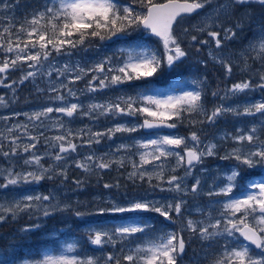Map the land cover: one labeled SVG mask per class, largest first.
Returning a JSON list of instances; mask_svg holds the SVG:
<instances>
[{
    "label": "snow or ice",
    "instance_id": "6c2138e0",
    "mask_svg": "<svg viewBox=\"0 0 264 264\" xmlns=\"http://www.w3.org/2000/svg\"><path fill=\"white\" fill-rule=\"evenodd\" d=\"M18 3L0 0V13L14 12ZM209 5L208 11L201 12ZM256 5L264 8V0H43L18 26L11 17L0 21V88L7 90L0 94V108L10 112L0 115V158L4 161L0 163V191L20 190L11 199L0 196V222L9 217L15 220L21 213L29 214V220H39L69 211L71 205L62 204L54 191L44 194L26 186L55 179L63 184L69 179L70 167L86 175L123 170L121 175L133 185H148L145 195L127 200L126 206L111 201V206L96 210L97 215L140 214L110 227L87 229L90 244L98 246L101 256L72 254L77 244L68 243L63 254H44L42 259L25 260L23 264H183L185 249L192 240L208 244L193 250V264L209 257V264H264V176L239 182L244 169H264V21L251 10ZM192 14L200 19L190 27H181ZM141 28L158 38L162 48L153 49L137 40L118 49V56H103L89 66L71 59L92 49L94 40L126 39ZM246 29L253 36L236 54L239 60H233L234 53L225 49L229 43L239 42L238 33ZM191 49L198 55L206 50L207 59L198 61L205 69L211 62L231 77L235 66L247 78L210 89L208 77L201 76L177 80L168 89L146 88L135 96L120 95L88 104L79 99L84 93L150 78L161 70L179 71ZM256 63L259 67L254 68ZM15 72L19 77L10 79V73ZM82 80L86 81L83 89L73 87ZM26 82L47 103L31 111H14L12 105L20 99L18 89ZM253 93H259L260 99H252ZM209 94L221 101L211 109L205 104ZM241 95L248 98L245 103H227ZM136 116L143 121L93 130L101 117ZM229 116L248 118L251 123L234 133L224 131L207 142L201 139L203 125L214 126ZM77 117H87L90 123L70 127L65 118ZM185 123L197 130L187 136L157 132L155 138L129 137L130 143H119L104 153L93 149L117 134L176 129ZM52 130L57 134H46ZM216 140L233 145L219 159L235 163L227 171L217 169L213 174L203 164L205 158L218 155ZM84 148L89 151H78ZM45 159L50 161L47 166ZM85 182L73 179L74 191ZM103 187L119 189L121 185L116 179ZM157 192L167 195L148 198V193ZM201 195L208 198L204 205L197 202ZM189 198L194 202L191 208ZM147 213L162 217L164 227L157 228L152 218L144 215ZM74 215L90 213L75 211ZM41 227V223H29L22 231ZM0 264L15 261L0 255Z\"/></svg>",
    "mask_w": 264,
    "mask_h": 264
},
{
    "label": "rangeland",
    "instance_id": "374dc122",
    "mask_svg": "<svg viewBox=\"0 0 264 264\" xmlns=\"http://www.w3.org/2000/svg\"><path fill=\"white\" fill-rule=\"evenodd\" d=\"M9 3L15 4L16 0H9ZM43 2H39L38 4L35 3V0H19V3L16 5L14 12L10 13H0V21H6L9 17L17 24V26L24 21L26 15L31 13L34 9L38 8ZM210 5L206 7L202 12H206L210 9ZM251 10L256 14V16L264 21V8L260 6H252ZM200 19L199 15H194L185 19L182 23L181 27H190L192 24H195ZM147 35H149L145 30L137 29L136 31L130 33V35L125 39L120 36L113 37L111 40L100 41L94 40L93 48L83 52L74 54L71 59L73 61H79L82 66H89L92 63L98 61L103 56H118V49L130 46L137 42V40L141 41L142 43L152 47L153 49H160L162 45L160 44L159 40L154 38L147 39ZM133 36H141L142 38L149 40H140L136 38H131ZM240 36L239 42H231L227 45L225 51L231 50L234 55L232 56L233 60H239L237 53H239L244 47L247 46L248 41L252 38L253 33L249 30H245L242 34L238 33ZM120 38V39H119ZM149 38V37H148ZM185 47H190L185 45ZM204 51L198 55L194 49L190 50V54L188 58L184 61L183 64L180 65L179 71H171V70H161L160 74H156L153 77L138 80V81H131L122 85L113 86L110 89H105L102 92L98 93H84L83 95L79 96L80 101L85 104H88L92 100L102 102L108 99H114L120 95H133L135 96L137 92L143 91L146 88H155V89H168L169 87H160L157 88L155 83H160L157 79H165L167 83H170V87L175 84L177 80H192L198 79L201 76H207L209 80L210 89H215L217 86L220 88L225 87L226 85H230L238 80H242L247 78L246 74H241L239 70L234 66L233 67V74L231 77H227L223 68L219 65L213 64L211 62L208 63L207 69H205L201 64L198 63L201 59H207L204 55ZM61 63L63 62V58H60ZM251 62V61H250ZM253 67H259V64L256 63ZM15 77H12V73H10V79L18 78L20 73L15 72ZM90 78V77H89ZM175 79L173 81H170ZM170 81V82H168ZM86 81L82 80L79 81L73 87L78 89H83L85 86ZM43 83H41V87H43ZM7 90L0 88V94H4ZM18 91H24L25 94L22 96L17 93L19 96V101L12 105V109L14 111L25 112L31 111L34 109L39 108L41 105L47 103L44 96L35 93L33 85L31 83L26 82L24 85L20 86ZM251 98L255 100L260 99L259 93L251 94ZM247 97L241 95L238 99H234L228 101V104H238V103H245L247 101ZM71 102H77L75 99H72ZM221 101L218 98H213L210 94L205 98L206 107L209 109L212 108L214 104H219ZM58 103V102H57ZM227 106V104H226ZM10 112L7 109L0 108V115H9ZM55 115V114H54ZM24 117H20V120H23ZM68 122V125L72 128H81L86 124H89V119L87 117H77L75 119L72 118H65ZM143 117L136 116V117H124L123 119L117 117L115 119L103 118L101 117L98 122L93 125V130H103L107 127H112L115 123H141ZM11 123V121L9 122ZM251 121L248 118H241L237 119L234 117H226L224 119L217 120L214 126L212 125H203V132L201 133V139L207 142L208 140H213L216 137H219L220 134L224 131L228 132H235L236 128H246L249 126ZM2 122H0V128H2ZM175 131H156V132H144L143 129L131 134H117L116 137L113 138L112 141H108L107 139L103 140L101 144L94 145L93 149L97 153H104L109 150V147L114 148L117 144L122 142L130 143L132 139H145V138H155L153 135L154 133H159L160 135H168L172 133H178L183 136H187L190 131H195L197 129L190 128L186 123L179 125L176 129H169ZM47 135H55L56 130H52L51 132L46 133ZM264 138V135H262ZM218 144V155L213 157H207L204 160L203 167L207 168L213 174H216V170L219 169L221 171H227L230 165L234 164V161L231 160H220L219 156H223L225 152L233 147L230 142H221L216 140ZM43 144V141H41ZM40 151H43V148H40ZM81 153H87L89 149H78ZM74 158L76 154H72ZM47 166L50 163L49 160L45 159L43 161ZM0 163H4L3 159L0 158ZM5 166H7L5 164ZM199 167H197L196 174H199ZM264 172V169L257 166L254 169H244L242 172V176L246 171H257ZM123 170H121L122 172ZM121 172H117L115 169L108 171L105 170L102 173H93L91 175H86L82 173L80 170L70 167L68 169V177L69 179L61 184L59 179L55 180H45L42 181L39 185H32L26 186L33 189L34 192H41L47 194L49 191H54L61 201L62 204H69L71 205V209L66 212H57L53 216L42 218L37 220L33 217L32 220H29V214L21 213L17 219L13 220L11 217L8 218L6 222H0V229L6 228V232H0V241L1 244L6 246L8 242H15L16 244L20 245L24 242L31 243L32 238L29 234L35 233L39 236L44 243L46 240L50 242H54L56 245L55 247H48L43 249L41 247L37 254H34L33 257L24 258V259H15V253H17L21 246L17 247V251L13 250L12 247H8L0 249V255H8L14 258L15 264H23L25 260H38L42 259L44 254L49 255H60L63 254V250L68 243H76L77 244V251L76 253L72 254H80V255H87V256H101L102 253L99 250L98 246L90 244L88 240V233L87 229L90 227H97L99 225L105 226H112L113 224H118L124 220H128L134 216L140 215L138 213H104L103 215H97L96 210L98 208L104 207L107 208L110 205L111 201H115L116 203L120 204L121 206H126V201L131 200L134 197H138L140 195H145V190L148 188L147 183H140L137 182L133 185L131 182L127 181ZM260 175L258 178L259 179ZM73 179H83L85 180V184L80 189H75V185L72 183ZM116 179H119L121 187L119 189H105L103 187L104 183H113ZM2 182V181H0ZM243 182V181H239ZM189 185L192 183V180H188ZM209 183L211 181L209 180ZM208 189L205 188V191ZM19 189L17 193H12L10 190L0 191V196H7L9 199L12 198L13 195L19 193ZM27 194H33L32 192H28ZM149 199H160L163 195L159 192L157 193H148ZM170 198V197H169ZM207 197L201 195L198 197L197 202L200 205H204L207 202ZM193 201L189 198V207L193 206ZM75 211H81L85 213H90V215H85L83 217H77L74 215ZM190 213H185V215H189ZM146 217L152 218V223L157 227L161 228L164 227L165 221L162 217H160L156 213H147L144 214ZM192 218L196 219L199 218L197 214H191ZM29 223H41L42 227L37 230H33L31 232H24L22 229L25 225ZM71 223H80L82 224L76 231L74 230ZM14 224L13 231H10V226ZM69 228H72V234L67 233L66 235L59 237L58 230L67 231ZM168 230H172L171 226H169ZM19 236H22L18 238ZM1 237L5 239V241L1 240ZM15 238V239H13ZM187 239V237H186ZM201 247L207 248L208 244L205 242L201 244L198 240H192L189 247H186L185 254L183 256V264H193V250H199ZM111 249L106 248L105 251H109ZM209 258H202L200 260V264H209ZM179 264V261H178Z\"/></svg>",
    "mask_w": 264,
    "mask_h": 264
},
{
    "label": "trees",
    "instance_id": "16d2710c",
    "mask_svg": "<svg viewBox=\"0 0 264 264\" xmlns=\"http://www.w3.org/2000/svg\"><path fill=\"white\" fill-rule=\"evenodd\" d=\"M39 2H43V0H35L36 4H38ZM147 36L149 37V38L147 37V39H151V36H149V35H147ZM131 38L146 40V39L142 38L141 36H138V37L133 36ZM158 74H160V72ZM15 76H16L15 73H12V77H15ZM157 79H160V78L158 77ZM17 93H19L21 96H22V94H25L24 91H20V92H17ZM71 224H72V226H73L75 231L82 225L80 223H78V224L71 223ZM14 226L15 225L12 224L10 226L9 230L13 231V227ZM5 229L6 228L0 229V232L5 233L6 232ZM58 231H59V235L60 236H64V235H66V232L67 233H72V228H69V230H67V231H64V230H58ZM29 236L32 238L31 243L24 242V243H22L20 245L16 244L15 242H8L7 245L4 246V245L1 244V241H0V249H3V248L7 249L8 247H12L13 250L17 251L16 250L17 247L21 246L20 250L17 253H15V259L19 260V259H23L25 257H31L34 254H37L41 247H44V246L48 245L47 243H44L41 239H39V236L36 234V232L32 233V234H29ZM20 237H22V236H19L18 238H20ZM13 239H15V238H13ZM1 240L5 241V239H3L2 237H1Z\"/></svg>",
    "mask_w": 264,
    "mask_h": 264
},
{
    "label": "water",
    "instance_id": "95a60500",
    "mask_svg": "<svg viewBox=\"0 0 264 264\" xmlns=\"http://www.w3.org/2000/svg\"><path fill=\"white\" fill-rule=\"evenodd\" d=\"M193 15V14H192Z\"/></svg>",
    "mask_w": 264,
    "mask_h": 264
}]
</instances>
